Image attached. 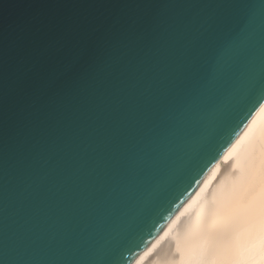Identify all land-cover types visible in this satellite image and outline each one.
<instances>
[{"label": "water", "instance_id": "1", "mask_svg": "<svg viewBox=\"0 0 264 264\" xmlns=\"http://www.w3.org/2000/svg\"><path fill=\"white\" fill-rule=\"evenodd\" d=\"M264 104V0H0V264H133Z\"/></svg>", "mask_w": 264, "mask_h": 264}, {"label": "bare ground", "instance_id": "2", "mask_svg": "<svg viewBox=\"0 0 264 264\" xmlns=\"http://www.w3.org/2000/svg\"><path fill=\"white\" fill-rule=\"evenodd\" d=\"M133 264H264V104Z\"/></svg>", "mask_w": 264, "mask_h": 264}]
</instances>
